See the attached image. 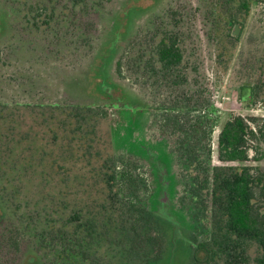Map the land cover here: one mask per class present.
Masks as SVG:
<instances>
[{
    "label": "trees",
    "instance_id": "trees-1",
    "mask_svg": "<svg viewBox=\"0 0 264 264\" xmlns=\"http://www.w3.org/2000/svg\"><path fill=\"white\" fill-rule=\"evenodd\" d=\"M112 1L0 0V264H149L151 255L158 259L163 253L166 241L153 228L152 216L168 217L154 204L153 212L148 210L135 166L109 152L115 131L102 138L104 107L62 96L49 100L59 85L44 89L34 70L21 76L30 67L23 54L16 60L21 70L11 74L9 61L5 64L8 51H24L27 39L34 42L48 31L64 41L66 53L88 56L93 46L83 43L84 38L113 35L123 13L131 15L138 6V0H117L120 23L95 31ZM260 1L210 0L204 8L218 72L227 70L237 45L234 25H242ZM153 9L132 14L147 16L146 32L126 51L125 62L136 75L135 86L149 91L148 98L162 96L157 109L163 110L172 131L184 136V152L194 165L195 173L189 175L194 182L182 195L192 194L194 210L186 211L183 203L174 212H186L190 220L188 264H264V170L251 164L259 159L248 154L250 149L257 153L264 123L253 117L250 125L229 115L215 142L217 163L212 162L213 88L205 78L199 82L190 76L199 70L194 48L184 46L181 24L186 15H157L155 23ZM102 54L107 65L114 60L112 52ZM258 70L262 77V59ZM247 86L249 94L239 91L244 101L260 91L257 81ZM125 88L132 95L126 103L138 109L135 113L147 111L150 101L140 109L138 92Z\"/></svg>",
    "mask_w": 264,
    "mask_h": 264
},
{
    "label": "rangeland",
    "instance_id": "rangeland-1",
    "mask_svg": "<svg viewBox=\"0 0 264 264\" xmlns=\"http://www.w3.org/2000/svg\"><path fill=\"white\" fill-rule=\"evenodd\" d=\"M116 1L107 4L108 8L111 7V9H107L102 13L104 22L100 24L98 30L95 29V31L100 32L103 26L104 28H108L110 25L115 29V26L120 23L118 22L117 16H115ZM122 1L124 0H119V2ZM209 1L210 0H138L136 3L138 6H136L135 9L141 11L148 9L149 6H154L155 9L151 10V14L155 23L156 21H160L157 15L162 17L163 15L166 16V13H168L170 16L169 12L176 13V11L185 13L187 18L184 16L183 23L181 24V32L184 34L185 38L184 46L189 49V51L194 48V53L198 55L196 61L199 71L198 73L195 72L190 74V76L199 77V82L205 78L204 80H207L213 88L212 99L217 109L215 118V124L217 126L213 131V139L215 141L220 126L229 115L241 116L250 125H253L251 120L253 117L257 119L256 121L258 124L264 123V83L262 82L264 81V72L261 77L259 76L260 71L258 70L259 59H262L264 62V0L259 2L258 8L254 6L250 8V12L242 25L237 24L238 34L234 36L238 37V41L236 47L232 50V58L225 72H218L217 67L214 65L213 58L215 53L212 44L207 39L210 26L205 17L204 8L206 9ZM127 3L128 2L124 3V8ZM193 9L194 15L192 14ZM201 9L204 10L202 14L199 11ZM136 10L132 12L133 15L137 13ZM131 15H129V13L127 14V10L123 13V17H121V22L123 24H120V28L116 29L113 35L105 34L103 37H99L95 40H93V38L91 40L88 37L84 38L83 43H88L90 41V44L93 46L92 49H89L88 56H79V53H74V50H72L70 54L66 53L64 49L67 48L64 41H62L61 38L57 39L53 32L48 31L34 42L27 39L24 51H21L19 48L13 51H11L12 49L10 51L7 50L10 58L6 55L8 59L5 64L9 61V70L11 74L14 73L16 68L21 70L22 65L19 62V55L23 54L24 59L30 63V67L29 69L25 68V70H22L21 76H26V73H31L30 70H34L35 73H37L35 75H39L43 78L42 86L44 89L53 90L59 85L55 92L48 94L49 100H55L57 96H62L76 103H91L104 107L106 116L100 123V132H103L102 138L106 137L108 133L110 135L112 128H117L118 136L113 133L115 134L113 150L109 147V152L113 151L115 153L114 155L135 166L134 171L136 175L138 174L137 176L144 181L143 189H145V196H147L145 198V204L148 206V210L153 212V202H151V197L148 195L151 192V188L156 190L157 177L154 174V168L153 171L150 169L148 161L138 160V158L135 157V155L141 154V152L145 153V150L141 149V145L130 137V125L126 126V124L129 120L138 117L140 113H135L138 109H133L129 106L130 104L126 103V97L132 95L126 92L127 89L125 85L134 87L135 90L140 93L139 96L142 99H146L147 102L148 100L150 101L149 105L151 107L157 105L159 100L156 101L157 98H148V95L144 98L143 93L148 90L142 89L139 84L135 86L137 81L136 75L133 76L127 69V63L125 62L126 51H128L133 42L136 43L138 40H143L146 32L145 21L147 19V16L144 14L139 13L136 17ZM169 16L166 18L169 19ZM126 25L128 27L127 29ZM89 27L92 26L89 25ZM119 33H121V36H118ZM108 34H111V32ZM106 35L107 37L105 38ZM128 36L130 37V42L128 41L129 43H125ZM56 49L58 50L56 51ZM85 49L87 50L88 47H85ZM106 52H109V55H111L112 52V54H114L113 56H115L114 60L112 59L111 63L108 65L106 64L108 59L105 60L102 54ZM18 58L19 61H16ZM118 61L120 62L119 68L116 66ZM107 68L110 73L107 71ZM259 79L261 80L260 82ZM256 81L260 86L259 93L250 101L241 100L239 98L240 89L243 88L244 94H249L250 88L247 84H254ZM101 85H105V88H102ZM147 93H149V91ZM112 95H115V97H112ZM111 100H113L114 105L119 106L117 111H121L122 115L113 113V109L110 106L112 105L110 104ZM153 113L154 110L152 112L148 111V120L146 121L145 119V124H147V126L144 127V133L149 138H153L152 135L158 131V129L155 128L156 122ZM132 114H135V116L131 117ZM159 119H161V117ZM125 128L126 134H123ZM119 131L123 135L119 136ZM117 138L119 139L120 145L119 143L115 144V142L118 141ZM124 148L125 151L132 152L134 155H123L122 149ZM162 153L161 159L162 157L164 158V155L168 156L165 151H162ZM248 154L250 159H254V157L259 159L258 161L250 160V163L258 165L264 170V139L261 141L257 153L250 149ZM212 158L216 163L215 145L212 146ZM177 175L181 179L179 169ZM159 179L158 177V182ZM171 186L172 185H170V187ZM179 188H181V186H179ZM163 195L164 192L160 189L159 194L154 196V201L159 202V200H163L168 202L169 197L165 198ZM175 202H177V199ZM185 205L186 207L184 209L188 212H192L195 207L193 198H190L189 201L187 198ZM157 211L161 213L158 208ZM176 215L172 213L170 217L162 218L153 214V228L155 231L160 232L161 235L163 234L166 242L165 247H163V253L158 255V259L151 255L148 261L149 264H188V240L186 237L188 233L186 229H188L190 220L187 218L186 212L182 214L179 210L176 212ZM171 229H173V231L176 230L173 232V235L170 233Z\"/></svg>",
    "mask_w": 264,
    "mask_h": 264
},
{
    "label": "flooded vegetation",
    "instance_id": "flooded-vegetation-1",
    "mask_svg": "<svg viewBox=\"0 0 264 264\" xmlns=\"http://www.w3.org/2000/svg\"><path fill=\"white\" fill-rule=\"evenodd\" d=\"M200 13L202 14L203 9L199 10ZM140 83V82H139ZM141 86V84H139ZM138 92V91H137ZM144 92V90H143ZM147 92L145 91L144 98L147 96ZM156 92V89H155ZM140 93L138 92V97L140 98V104L141 106L143 105V101H146V99H142L140 96ZM154 95L152 96V99L154 98ZM156 101H161L162 102V96L156 97ZM159 105V102H157V105L154 107H151L149 105L147 111L145 110L144 112H141L138 117H135L132 119V123H127L126 126L129 124L130 128V137H132L135 142H137L139 145H141V149L145 150V153L141 152V154L135 155V157L143 161H148L150 165V169L155 171V175L157 177V182H156V190H153L151 188L150 192V197L151 200L154 204L156 205L158 209H160L161 213L165 215L166 217H170L172 213L176 211V209L181 206V204L186 203V199L191 198L192 194H188L184 196L185 198L182 199V195L184 189L190 188V185L193 184L194 181L190 178V173H195L194 170V165L191 163L189 157L186 155L184 152V148L182 146V141L184 139V136H181L178 131H172V126L167 122L163 110L157 109ZM213 108L215 112L213 113V118H216V104L213 102ZM113 109V113L122 115L121 111H117L118 107L117 105H110ZM144 108V106H142ZM142 107L139 106L141 109ZM154 110V116H155V128L158 129V131L155 132L153 138H149L148 136L145 135L144 133V127L147 126L145 122L148 120L147 114L148 111L152 112ZM161 113V115H160ZM201 114H204V110L201 111ZM147 117V118H146ZM161 117V119H159ZM146 119V121H145ZM154 120V117H153ZM159 120V121H158ZM133 124V125H132ZM157 125V126H156ZM217 125L214 122V126L212 128V133H211V149L212 146L215 145L216 140L214 141L213 139V131L215 130V127ZM113 131H115L116 135L118 136L117 128H112ZM123 134H126V128L123 130ZM119 131V136L123 135ZM115 136V134H114ZM218 136V134H217ZM118 139V138H117ZM217 139V138H216ZM120 145L119 139L116 142V144ZM143 145V146H142ZM216 147V145H215ZM162 151H165L166 155H164V158L162 157L161 159V154ZM122 154L123 155H134L132 152H127L125 151V148L122 149ZM212 162H214L212 158ZM217 163V161H216ZM178 169L180 170V177L177 175ZM151 171V172H152ZM173 176V177H172ZM158 177L159 179L158 182ZM170 185H172L170 187ZM181 186V188H179ZM155 187V186H154ZM173 188V189H172ZM160 189L163 190L164 195L163 197L167 198L169 197V201H160L156 202L154 201V196L159 194ZM148 195V196H149ZM147 197V196H146ZM177 199V202H175ZM158 200V199H157ZM194 200V198H193Z\"/></svg>",
    "mask_w": 264,
    "mask_h": 264
},
{
    "label": "water",
    "instance_id": "water-1",
    "mask_svg": "<svg viewBox=\"0 0 264 264\" xmlns=\"http://www.w3.org/2000/svg\"><path fill=\"white\" fill-rule=\"evenodd\" d=\"M237 34H238V25L235 24V25H234V29H233V31H232V35L234 36V35H237Z\"/></svg>",
    "mask_w": 264,
    "mask_h": 264
}]
</instances>
